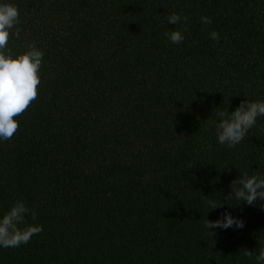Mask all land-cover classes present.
I'll list each match as a JSON object with an SVG mask.
<instances>
[{"label":"trees","instance_id":"16d2710c","mask_svg":"<svg viewBox=\"0 0 264 264\" xmlns=\"http://www.w3.org/2000/svg\"><path fill=\"white\" fill-rule=\"evenodd\" d=\"M9 3L13 56H44L37 100L0 140V218L23 202L37 217L18 227L43 231L0 264H256L264 201L225 200L264 177V117L229 148L216 113L264 102V0ZM225 213L245 226L205 227Z\"/></svg>","mask_w":264,"mask_h":264},{"label":"clouds","instance_id":"9594fccd","mask_svg":"<svg viewBox=\"0 0 264 264\" xmlns=\"http://www.w3.org/2000/svg\"><path fill=\"white\" fill-rule=\"evenodd\" d=\"M20 11L13 4H0V140L11 139L19 130V122L16 117L24 114L39 96L41 85L40 69L44 53L35 45H30V50L13 56L12 50L8 48L9 41L13 35L19 39L21 28ZM169 24H178L187 21V17L172 13L167 17ZM204 24H211V18L201 17ZM13 29H15L13 33ZM173 44H180L185 40L181 31L166 33ZM209 38L219 41L218 32L209 33ZM220 118L217 125L218 142L229 148H234L241 143L248 131L256 124L258 117H264V102H242L231 115L227 111L216 113ZM237 183L240 187H237ZM232 192L226 197L225 203L232 201L246 202L249 206L255 205L257 201H264V177L253 175L248 177L243 174L241 178L232 181ZM234 194V197L233 195ZM208 207L216 209L222 206L215 200H208ZM264 207V205H262ZM31 214L35 220L37 213L29 209L23 202H17L2 218H0V247H19L27 244L33 235L43 231V226H27L23 229L18 227L26 223V214ZM245 226L243 220L235 218L231 213H225L216 221L206 220L207 229L237 228ZM215 235L214 233H212ZM260 243L259 253L255 256L256 264H264V243ZM245 255L250 259L254 252L246 250Z\"/></svg>","mask_w":264,"mask_h":264}]
</instances>
